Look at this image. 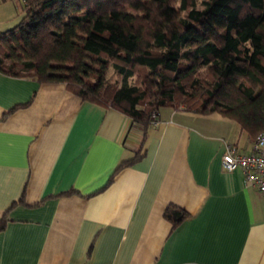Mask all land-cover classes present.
<instances>
[{
	"label": "crops",
	"instance_id": "0c3cea01",
	"mask_svg": "<svg viewBox=\"0 0 264 264\" xmlns=\"http://www.w3.org/2000/svg\"><path fill=\"white\" fill-rule=\"evenodd\" d=\"M147 129L65 84L0 73V264H264V196L227 173L251 152L217 113ZM169 206L188 217L173 227Z\"/></svg>",
	"mask_w": 264,
	"mask_h": 264
},
{
	"label": "trees",
	"instance_id": "16d2710c",
	"mask_svg": "<svg viewBox=\"0 0 264 264\" xmlns=\"http://www.w3.org/2000/svg\"><path fill=\"white\" fill-rule=\"evenodd\" d=\"M22 11L0 33L2 74L65 84L143 129L153 111L181 108L232 120L251 142L264 130V0H30ZM163 217L176 227L188 215Z\"/></svg>",
	"mask_w": 264,
	"mask_h": 264
},
{
	"label": "built area",
	"instance_id": "2783aa9c",
	"mask_svg": "<svg viewBox=\"0 0 264 264\" xmlns=\"http://www.w3.org/2000/svg\"><path fill=\"white\" fill-rule=\"evenodd\" d=\"M158 114L157 111L151 113V124L157 122ZM221 168L227 173L240 170L245 185L254 187L264 196V130L252 142L249 154H240L234 147H227L222 155Z\"/></svg>",
	"mask_w": 264,
	"mask_h": 264
},
{
	"label": "rangeland",
	"instance_id": "374dc122",
	"mask_svg": "<svg viewBox=\"0 0 264 264\" xmlns=\"http://www.w3.org/2000/svg\"><path fill=\"white\" fill-rule=\"evenodd\" d=\"M178 1L176 0V3ZM24 4L23 0H0V33L12 29L20 21ZM106 78L111 84L118 80L113 69H109ZM134 81L135 79H132L129 83L132 84Z\"/></svg>",
	"mask_w": 264,
	"mask_h": 264
}]
</instances>
